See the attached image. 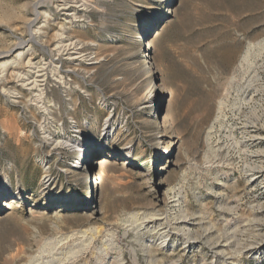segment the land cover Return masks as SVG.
I'll return each mask as SVG.
<instances>
[{
	"label": "rangeland",
	"instance_id": "374dc122",
	"mask_svg": "<svg viewBox=\"0 0 264 264\" xmlns=\"http://www.w3.org/2000/svg\"><path fill=\"white\" fill-rule=\"evenodd\" d=\"M61 1L0 0V264L77 230L74 264H264V175L247 188L230 114L205 138L218 84L234 79L228 107L243 93L240 57L264 42V0H78L74 18ZM64 39L75 49L57 51ZM21 41L47 65L40 103L16 80ZM43 124L75 146L46 141ZM89 137L94 156L77 163ZM254 148L264 158V136ZM136 214L159 217L165 236L136 228Z\"/></svg>",
	"mask_w": 264,
	"mask_h": 264
},
{
	"label": "bare ground",
	"instance_id": "6f19581e",
	"mask_svg": "<svg viewBox=\"0 0 264 264\" xmlns=\"http://www.w3.org/2000/svg\"><path fill=\"white\" fill-rule=\"evenodd\" d=\"M80 6H82V4L79 3L78 0H62L61 3L59 4L56 3V7L63 10L64 13L63 12L62 13L65 17L72 16V18L78 16L81 10ZM40 10H41V2H36L34 4V17H32L29 20V29H30L29 34L31 39L34 40L39 37L37 34L39 33L38 29L40 27L35 30L34 26H36L38 22L37 20L38 16L42 14L41 13L42 11ZM42 16H46V13H43ZM60 29L62 30V28ZM69 40L68 39L59 40L57 51H65V50L73 49L75 46L73 42ZM27 45H28L27 41H21L20 43H18V45H16L17 48L19 49L17 54H15L16 57L23 60L24 57L27 56L24 66L25 68L24 67L22 68L21 64H20L21 66L16 65V67L19 68V70L17 69L18 71L16 73V80L19 82L18 85L22 89L26 88L27 91L30 92L31 100L33 102L40 103L42 101V96H41L43 89L42 86H44L43 84L47 80V75H46L47 71L45 72V67L47 65H44V63H42V61L40 60L42 58H37L31 54L29 55L28 54L29 46ZM262 52H264V42H260V41L255 43L249 42L247 44L242 56L240 57L241 58L240 63L238 62L241 67L244 66L243 67L244 69H242V71H244L247 74L245 75L243 82L239 84V86L243 90V93L241 94V96H239V98H237V100L234 103L231 104V106L228 107L227 104L228 102L226 101V99L228 98V95L231 92V87H233V85L235 84L234 79L231 78L232 76H230V79L227 81L228 82L227 86H224L225 83L218 84V85L220 84L223 85L222 91L220 93V96L216 97L215 115L212 122L210 123V126L207 128V131L205 133L206 134L205 138L208 143L214 138V135L217 130H219L220 132V129H216V127L225 128L224 126L225 123L224 120H226L225 117L227 118L228 114L234 117L235 122H232L230 125L228 123V126L226 125L227 127L225 128L226 129L225 131L229 132L231 134L229 136H231L232 138L234 137L233 134L235 132L239 134V138L235 140V144L233 145H235V147H239V150H241L242 154L249 156V160L245 161L240 167L241 174L245 178L246 186L249 189L255 187L257 185L256 179L264 175V158L261 157L258 151L250 150L254 148L258 143H260L262 137L264 136L262 133L263 130L262 127L264 124V96L259 100H255L253 93V88L254 85L256 84V83L254 84L255 81L260 82V84L262 85V86L259 85L261 87V92L262 91L264 92V79H262L259 70L257 69L258 66L261 65V63L259 64V62L261 61L260 56ZM62 53L65 54L64 52ZM76 53H79V51L78 52H75L74 50L70 52L66 51V54H68L69 56H71V54H76ZM78 57H82V56L81 55L74 56L71 59L78 60ZM257 57H259V60L257 59ZM255 59L257 60L255 61ZM51 62L53 63L56 61L55 59H52ZM53 68L55 67L53 66ZM157 96L159 98L160 93ZM156 103L157 101L154 102V105ZM46 109L48 111V108ZM204 109L206 108L204 107ZM110 121L111 119L109 117H106L105 123L102 128V132L104 136L109 135L112 132V126L110 124ZM47 128H45V124L41 125V129H44L42 133L44 135L45 140L49 141V143H51L52 145L55 144L54 146H63V147L75 146V140L68 136L61 137L56 140L52 139L49 136L50 134H48ZM90 139L91 138L89 137V140L86 141L84 145L85 147L81 146L79 148L80 154L75 158L77 163L79 162L82 163L84 161V157L87 155L86 153L88 152L91 153L90 156H94L92 154L93 152L92 148L91 149L88 148L91 145ZM248 151L249 153L247 154ZM46 182H48V180H45V183ZM4 183L6 186L10 184V178L6 175L4 176ZM136 218L139 220L138 221L139 223L136 224V228L150 227L155 230L157 229L158 234L161 237L165 236L164 230L161 231L159 228L160 218L157 217L155 214L152 215L140 214L137 215ZM85 234L86 233L84 230H77L71 232L69 235H58L52 238L50 241L46 240L42 244H40L37 252L35 251L36 252L35 254L33 255L26 254L27 261L22 264H74V261L79 256V252H80V249H74V246H77L76 244L82 238L85 239V237L83 236Z\"/></svg>",
	"mask_w": 264,
	"mask_h": 264
}]
</instances>
